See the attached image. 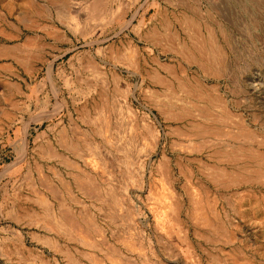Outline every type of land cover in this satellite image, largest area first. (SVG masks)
<instances>
[{"label": "rangeland", "instance_id": "374dc122", "mask_svg": "<svg viewBox=\"0 0 264 264\" xmlns=\"http://www.w3.org/2000/svg\"><path fill=\"white\" fill-rule=\"evenodd\" d=\"M84 107L117 119L135 161L108 149ZM88 131L99 153L76 162L115 198L74 189L65 236L30 208L34 192L56 202L30 178L62 168L48 143L64 152L57 136ZM90 252L99 264H264V0H0V264H96Z\"/></svg>", "mask_w": 264, "mask_h": 264}, {"label": "bare ground", "instance_id": "6f19581e", "mask_svg": "<svg viewBox=\"0 0 264 264\" xmlns=\"http://www.w3.org/2000/svg\"><path fill=\"white\" fill-rule=\"evenodd\" d=\"M217 28L218 27H216L215 29L212 27L209 28L208 49L215 56L214 63L218 62L220 64L221 61L223 60V55L221 53L222 51L220 46L216 42L215 33L217 31ZM168 31L169 30L166 29L164 35L159 34L156 31L154 32L159 34L161 38L162 36L163 37L167 36L171 38V41L173 40L177 41V37H175L174 34L169 33ZM193 32L194 34L190 36L191 43L196 49H198V52H200L201 55L204 57L206 53L204 55L203 48L205 47V45L202 40V35L199 32V30L196 28L193 29ZM124 48L128 52L129 51L131 52L132 49L131 47L129 48L125 46ZM112 84H113L112 87H114V89H116L119 93H122V88H121L122 85L119 79L113 76ZM113 108L115 113H119L123 109L122 106L120 105L114 106ZM82 113L84 114L85 117L84 120H86L88 127L90 124L91 126H94L95 128L99 129L100 135L103 141L105 142V144L107 145L108 149L115 150L124 155V157L121 159L123 163L125 162L126 164V162L130 163L133 162V160L135 161V156H134L135 149L133 147L134 145L132 140L123 139V141H118L119 136L115 137L116 132L118 131L119 128L118 125L120 124V123L118 124L117 119L116 121H114V119L111 120V118L109 119L108 117H104L103 115L98 114L99 112L97 110H93L90 112L89 109L85 107L82 109ZM97 126H99V128ZM143 126L147 127L145 123H143ZM80 135H81L80 137L77 136L76 134L65 137L64 134L59 135V137L57 136L56 143L57 145H60L61 147H63V149H65L64 152L55 149L52 143H48L47 147L49 150H47L46 153H49L48 156L50 158L57 159L58 163L62 165V168L53 169L51 166H44L41 164L40 169L38 170L37 177L31 176L30 178L31 183H35L36 185H47L49 187L47 189L49 197L57 202V203L55 202V204L54 203L48 204L47 201L39 200L38 194L34 192L33 195L37 196L36 199L38 201L35 203L36 206H31L30 208L32 210H37L38 213L36 214V217L41 218L42 221L45 222L49 227L55 228L58 231V233L64 232V235L67 234L66 232L70 233L67 225L68 217L66 214V211H68L67 209L69 208L67 207L65 198L67 196L72 198L71 195L74 189H76L78 192L82 194H89V189L92 191L95 188H97L96 186H94V184L91 181H89V175L87 173V170L84 167L79 166L75 158L82 150H90L92 153L95 152L99 153V151H97L98 147L89 144V131L88 133L86 132L80 133ZM43 145L46 146V144ZM41 149L44 151L45 147ZM66 152H69L71 157L68 156ZM102 162L104 164V161ZM161 168L162 169L164 168V163H161ZM55 180L59 182V185L57 184L56 186L54 184ZM95 190L99 196L107 197L108 199L114 201L115 194L112 190L110 189L101 190L99 188ZM75 239L77 240L78 238L75 237ZM89 247L91 249H94L93 248L94 246L91 244H89ZM20 253L19 251H17L18 261H21L22 259ZM89 261L99 264V261L96 262L94 261V256L91 252L89 253Z\"/></svg>", "mask_w": 264, "mask_h": 264}, {"label": "crops", "instance_id": "0c3cea01", "mask_svg": "<svg viewBox=\"0 0 264 264\" xmlns=\"http://www.w3.org/2000/svg\"><path fill=\"white\" fill-rule=\"evenodd\" d=\"M43 243L45 244V245H47V246H49V247H51L52 249H53V252H54V254H55V256H58L59 258L61 257L60 256V250L59 251H57V249H56V246H51V245H49V244H47L45 241H43ZM56 243V242H55ZM57 244H58V247H60L61 248V244L59 243V242H57ZM20 253V252H19ZM24 252L23 251H21V253H20V255H21V261L23 260V256L22 255H24L23 254ZM25 257V256H24ZM42 262L40 263V264H56V261L55 262H47V259L46 258H44V257H42V260H41ZM48 261H50V260H48ZM60 263V262H59Z\"/></svg>", "mask_w": 264, "mask_h": 264}]
</instances>
